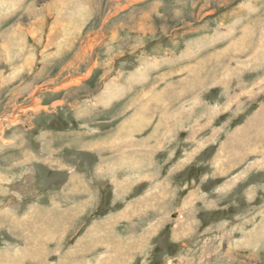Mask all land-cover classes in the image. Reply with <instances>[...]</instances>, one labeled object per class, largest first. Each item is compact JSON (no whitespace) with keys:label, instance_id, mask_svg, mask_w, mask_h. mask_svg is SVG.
I'll use <instances>...</instances> for the list:
<instances>
[{"label":"rangeland","instance_id":"obj_1","mask_svg":"<svg viewBox=\"0 0 264 264\" xmlns=\"http://www.w3.org/2000/svg\"><path fill=\"white\" fill-rule=\"evenodd\" d=\"M263 107L264 0H0V264H264Z\"/></svg>","mask_w":264,"mask_h":264},{"label":"bare ground","instance_id":"obj_2","mask_svg":"<svg viewBox=\"0 0 264 264\" xmlns=\"http://www.w3.org/2000/svg\"><path fill=\"white\" fill-rule=\"evenodd\" d=\"M263 110L260 112V117H259V120H261L260 121V124L262 125V123L264 124V107L262 108ZM76 111V110H75ZM258 121V120H257ZM259 123V122H258ZM260 131V130H259ZM257 133V132H256ZM257 135V134H256ZM241 138V137H240ZM247 138V137H246ZM237 139V138H236ZM244 139V138H243ZM242 140V139H241ZM144 141V140H143ZM238 141V140H237ZM235 142H236V140H235ZM242 142H243V140H242ZM237 143V142H236ZM144 144V143H143ZM126 145V144H125ZM155 145H157V144H155ZM84 146V145H83ZM87 146V145H86ZM152 146V145H151ZM150 146V147H151ZM118 147V146H117ZM85 148V147H84ZM115 148V147H114ZM149 148V147H148ZM155 148V147H154ZM140 153H142V152H140ZM125 158V157H124ZM124 161V160H123ZM137 161V160H136ZM238 177V176H237ZM237 181V180H236ZM229 183V182H228ZM227 185V184H226ZM140 201V200H139ZM138 204V203H137ZM85 205V204H84ZM78 210V209H77ZM80 211V210H79ZM127 212H129L130 214H132V215H136V213H135V209L133 208V207H130L129 209H128V211ZM127 215V214H126ZM125 217V216H124ZM137 217V216H136ZM11 223H12V225L14 226V227H16V226H19V225H23V224H20V223H26L25 222V219L22 221V222H20L19 221V223H18V221H10ZM180 230V229H179ZM149 233V232H148ZM32 241V240H31ZM135 241V240H134ZM144 241V240H143ZM125 242V241H124ZM101 243V242H100ZM103 243V242H102ZM112 244V243H111ZM120 244V243H119ZM105 245V244H104ZM121 245V244H120ZM124 245V244H123ZM117 246H118V244H117ZM106 247V246H105ZM122 247V246H121ZM107 248V247H106ZM123 248H124V246H123ZM109 249V248H108ZM128 253V252H127ZM117 258V257H116ZM117 264H119V263H117Z\"/></svg>","mask_w":264,"mask_h":264}]
</instances>
